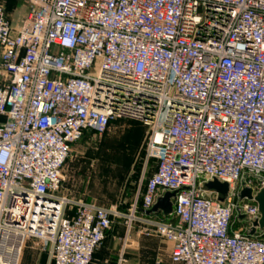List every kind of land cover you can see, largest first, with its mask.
Listing matches in <instances>:
<instances>
[{
    "label": "built area",
    "instance_id": "1",
    "mask_svg": "<svg viewBox=\"0 0 264 264\" xmlns=\"http://www.w3.org/2000/svg\"><path fill=\"white\" fill-rule=\"evenodd\" d=\"M25 1L16 28L0 6V264L30 239L47 264L91 263L123 216L62 195V168L121 119L149 129L156 159L126 226L169 242L170 264H264V0Z\"/></svg>",
    "mask_w": 264,
    "mask_h": 264
},
{
    "label": "rangeland",
    "instance_id": "2",
    "mask_svg": "<svg viewBox=\"0 0 264 264\" xmlns=\"http://www.w3.org/2000/svg\"><path fill=\"white\" fill-rule=\"evenodd\" d=\"M148 137L147 127L121 119L112 121L101 135L87 132L71 148L62 168L61 194L101 207H115L123 216L107 233L90 264H154L158 260L170 264L169 242L154 234L139 235L143 226H126L129 210L156 165L155 158L146 157ZM206 194L214 196L210 191ZM238 195L251 200L252 191L240 187ZM157 218L163 220L165 216ZM28 243L33 244V251L40 250L41 243L30 239L24 251Z\"/></svg>",
    "mask_w": 264,
    "mask_h": 264
},
{
    "label": "crops",
    "instance_id": "3",
    "mask_svg": "<svg viewBox=\"0 0 264 264\" xmlns=\"http://www.w3.org/2000/svg\"><path fill=\"white\" fill-rule=\"evenodd\" d=\"M0 6L4 9L6 19L13 28L19 26L28 14V4L25 0H0ZM155 216L159 217L160 215ZM32 245L31 243L27 244L23 252L24 256L22 255V264H47L48 246L41 243L40 250L33 251Z\"/></svg>",
    "mask_w": 264,
    "mask_h": 264
},
{
    "label": "water",
    "instance_id": "4",
    "mask_svg": "<svg viewBox=\"0 0 264 264\" xmlns=\"http://www.w3.org/2000/svg\"><path fill=\"white\" fill-rule=\"evenodd\" d=\"M206 189L208 191H214L221 197L219 201H223V197L227 194L228 185L225 183H220L218 181H213L206 184ZM175 193H165L160 197L152 209L148 212L149 214L161 213L163 216H168L171 213L172 202L171 199L174 198ZM258 206L260 213V220L258 221V226L264 230V190H261L254 198Z\"/></svg>",
    "mask_w": 264,
    "mask_h": 264
},
{
    "label": "trees",
    "instance_id": "5",
    "mask_svg": "<svg viewBox=\"0 0 264 264\" xmlns=\"http://www.w3.org/2000/svg\"><path fill=\"white\" fill-rule=\"evenodd\" d=\"M87 132H91V133H94V132H92V131H87ZM87 132H85L84 134H86ZM94 134H96V133H94ZM84 136V135H83ZM155 168H156V165H155V167H154V171H155ZM154 173V172H153ZM151 176H149L148 177V179L150 178ZM143 189H144V187H143ZM143 189H142V191H143ZM142 191L140 192V193H142ZM155 215H162L161 213H156ZM106 236H107V234H106ZM106 238V237H105ZM104 241V240H103ZM102 244V243H101Z\"/></svg>",
    "mask_w": 264,
    "mask_h": 264
}]
</instances>
